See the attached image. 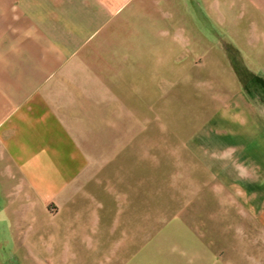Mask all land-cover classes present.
<instances>
[{
    "label": "crops",
    "instance_id": "0c3cea01",
    "mask_svg": "<svg viewBox=\"0 0 264 264\" xmlns=\"http://www.w3.org/2000/svg\"><path fill=\"white\" fill-rule=\"evenodd\" d=\"M0 222L97 264L264 260V0H0Z\"/></svg>",
    "mask_w": 264,
    "mask_h": 264
},
{
    "label": "rangeland",
    "instance_id": "374dc122",
    "mask_svg": "<svg viewBox=\"0 0 264 264\" xmlns=\"http://www.w3.org/2000/svg\"><path fill=\"white\" fill-rule=\"evenodd\" d=\"M209 87H211V85H209ZM186 88L187 85L184 83L178 86L172 85L171 91L173 96L169 99L168 105L166 104L167 98L162 99V109H166L164 111L165 115H162L161 117L162 129L174 125V127L180 129V132H183L182 129L191 125L193 121V116L191 115V101H188L187 99ZM208 90L209 88L207 91ZM199 102L201 103L202 101L199 100ZM197 119L201 122L202 117L200 114ZM163 135L164 134L162 133L161 139L163 143H165L166 139L177 141L172 137L171 133L170 137L169 135H165V137ZM151 139H157V136L155 137L153 133ZM156 150H159V148H156ZM164 150L165 148L162 147V155L167 154V151L165 152ZM169 150L171 151V149ZM175 150L177 149H172V151ZM147 151L153 153L154 147H148ZM178 152V154L184 155L183 149L178 148ZM1 215H3V219H5L9 213L2 212ZM48 231V228L41 226L10 227L9 222H0V264H97L104 262L103 259H97L94 255L85 251H81L77 257L71 255L68 259H63L60 251L62 246L56 241H49ZM163 231L170 232L172 229H165ZM84 246L86 245L84 244L83 247ZM258 246L261 248L260 245ZM249 255L250 244L244 243L243 256H246V258H243L242 264H250V260L248 259ZM223 257L219 260L211 261L210 264H226L228 259H226V256ZM224 259H226V261ZM118 261L120 260H113L110 264H116ZM260 262L264 264V260H259V264ZM132 263L133 261L131 264ZM146 264L157 263L154 261H146Z\"/></svg>",
    "mask_w": 264,
    "mask_h": 264
}]
</instances>
